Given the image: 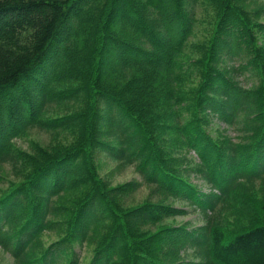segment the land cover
Instances as JSON below:
<instances>
[{
  "label": "trees",
  "instance_id": "obj_1",
  "mask_svg": "<svg viewBox=\"0 0 264 264\" xmlns=\"http://www.w3.org/2000/svg\"><path fill=\"white\" fill-rule=\"evenodd\" d=\"M240 1L0 0V166L14 179L0 197V249L13 264H81L75 244L95 236L88 264H264V201L227 208L237 192L264 193V23ZM206 8L209 30L195 39ZM25 112L18 134L57 136L56 152L1 139ZM210 116L237 141L213 139ZM168 148L196 151L201 165ZM97 151L140 180L109 188ZM142 186L151 200L114 203ZM167 199L204 223L169 225L189 211Z\"/></svg>",
  "mask_w": 264,
  "mask_h": 264
},
{
  "label": "rangeland",
  "instance_id": "obj_2",
  "mask_svg": "<svg viewBox=\"0 0 264 264\" xmlns=\"http://www.w3.org/2000/svg\"><path fill=\"white\" fill-rule=\"evenodd\" d=\"M244 9L251 12L252 14H257L256 21L258 23H264V3L258 0H241L239 3ZM203 10V8H202ZM199 19L201 20V25L199 28V32L195 39H201L204 35H207V30H209V21L214 13L213 9L206 8L202 13L199 9ZM201 12V13H200ZM203 40H199L198 43H203ZM258 44L264 46V32L259 33V41ZM113 62V55L111 52H106L104 58V64L102 68V72L107 71ZM194 84H197V80H195ZM251 82L247 85L249 86ZM193 85H187L183 90H190ZM32 98L34 101V105L37 103V94L35 90H31ZM29 114L25 112L21 118L16 117L12 125L8 128L2 129L1 132V139H6L10 135L14 137L11 140V143L15 145L17 149L22 151L28 152V147L31 144H37L42 148H50L52 151H57L58 145L63 144V139H57V136H50L48 133L44 131H39L37 129H31L27 133L18 134V131L15 130V127H19L21 123L27 120V116ZM57 118V113L52 116H48L47 119ZM210 125L207 127L209 133L211 134L213 139L219 140L221 135H228V137L233 141L240 135L236 130L233 129H225V126L222 125L219 121L215 118L209 117ZM47 123V122H45ZM19 135V136H18ZM221 139V138H220ZM173 147V146H172ZM175 149V148H172ZM170 151L169 159L174 161L173 159L177 157L185 156L189 159L193 166L201 165L199 161L198 155L196 151L193 150H185L183 148L172 151L171 148H168ZM172 151V152H171ZM95 163L97 167V173L99 176L107 183L109 188H117L122 186L128 182L138 181L139 177L135 174L132 167L122 168L117 163L112 162L108 156L104 153L96 152L95 153ZM14 179L10 176V172L7 166H0V197L3 193L8 189L10 182ZM190 181L196 185L197 189L203 193L208 194L210 193V188L207 187L205 183H202L198 176H191ZM246 191H240L234 194L231 200H228L227 208L233 212H241L248 213V212H255L259 203L264 201V193H255L252 194L251 199H247V196L243 195ZM151 189L148 186H142L137 192H126L123 194L115 195L113 201L115 204L119 206L122 210H129L136 206H139L148 200H151ZM166 204L176 206L178 208L182 207L185 211H189L188 214L178 216L176 218H171L167 221V223L171 226H180L183 224H188L190 229L200 227L204 221L200 217L198 212H192L190 206H187L183 202L174 201L171 199L164 200ZM57 239V233L46 235L43 237V242L45 246H48L50 243ZM99 236H95L91 238L86 244L79 245L78 243L75 244V250L80 255L81 264H88V262L93 258V251L97 247L100 241ZM0 264H13L11 258L8 254L4 253L0 249Z\"/></svg>",
  "mask_w": 264,
  "mask_h": 264
}]
</instances>
